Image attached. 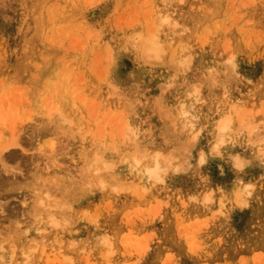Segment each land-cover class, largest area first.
Instances as JSON below:
<instances>
[{"label":"rangeland","instance_id":"374dc122","mask_svg":"<svg viewBox=\"0 0 264 264\" xmlns=\"http://www.w3.org/2000/svg\"><path fill=\"white\" fill-rule=\"evenodd\" d=\"M13 138L0 264H264V0H0Z\"/></svg>","mask_w":264,"mask_h":264},{"label":"bare ground","instance_id":"6f19581e","mask_svg":"<svg viewBox=\"0 0 264 264\" xmlns=\"http://www.w3.org/2000/svg\"><path fill=\"white\" fill-rule=\"evenodd\" d=\"M65 120V119H64ZM67 120V119H66ZM101 127V126H100ZM99 127V128H100ZM126 128H128V127H126ZM59 130V129H58ZM223 131H225V128H223ZM38 132V131H37ZM102 133V132H101ZM39 134H40V132H39ZM38 134V135H39ZM101 136V135H100ZM124 139V138H123ZM121 141L123 142V140L121 139ZM129 142V141H128ZM3 146V145H2ZM19 146V141L17 140V139H12L10 142H8L7 144H5L4 145V147L2 148H0V153H2V150L4 151V150H6V149H8V148H10V147H18ZM101 146V145H100ZM99 146V147H100ZM137 149V148H136ZM96 150V149H95ZM1 156V155H0ZM124 156V155H123ZM46 157V156H45ZM127 156H125V158H126ZM100 158V157H99ZM160 158V157H159ZM5 159V158H4ZM142 159V158H141ZM48 160H50V159H48ZM102 160V159H101ZM127 160V159H126ZM142 160H144V159H142ZM3 161L4 160H2V156L0 157V163L2 164V166H3ZM3 167H6V165L5 166H3ZM136 168V167H135ZM5 169V168H4ZM151 170V169H150ZM154 170V169H153ZM160 170V169H159ZM5 171V170H4ZM7 172V171H6ZM11 173V172H10ZM152 173V172H151ZM157 173V172H156ZM10 175V174H9ZM8 175V176H9ZM98 175V174H97ZM156 175H158V174H156ZM98 177V176H97ZM12 178V177H11ZM55 178V177H54ZM53 178V179H54ZM89 179V178H88ZM96 179V178H95ZM12 181H13V178H12ZM82 181V180H81ZM83 181H85V180H83ZM86 181H87V179H86ZM103 182V181H102ZM1 183H3V181L1 182ZM10 184V182L8 183V185ZM11 184H13V182L11 183ZM104 184V183H103ZM114 184V183H113ZM129 186V185H128ZM111 187H113L112 185H111ZM115 187V186H114ZM0 188H2V187H0ZM14 188V187H13ZM17 188V187H16ZM64 188V187H63ZM4 189V188H3ZM12 189V188H11ZM18 189V188H17ZM2 190V189H1ZM111 190H113V189H111ZM15 192V191H14ZM13 192V193H14ZM17 192V191H16ZM3 193H5L4 191H3ZM9 193H10V191H9ZM46 193H47V191H46ZM7 194H8V192H7ZM60 194V193H59ZM246 194H248V193H246ZM0 195H1V193H0ZM3 195V194H2ZM8 196V195H7ZM39 197V196H38ZM64 198V197H63ZM43 202V201H42ZM54 202V201H53ZM60 202V201H59ZM52 203V202H51ZM60 204V203H59ZM64 204V203H63ZM2 207V206H1ZM53 206H49L48 207V215L49 216H47V217H49L48 219L50 220L49 221V223L52 225V224H54V225H58L59 223L56 221V220H54L55 218H54V212H55V208H53ZM63 208V207H62ZM59 209V208H58ZM57 210V209H56ZM46 212V213H47ZM38 218V217H37ZM71 225V224H70ZM57 229H58V227H57ZM103 240V239H102ZM57 241V240H56ZM31 245V244H30ZM74 245V244H73ZM104 245H107V244H105L104 243ZM32 248V247H31ZM2 249V248H1ZM30 251V250H29ZM80 252V251H79ZM29 254V252L28 253H25L24 255H25V259L27 260V259H29V258H31L30 256L31 255H28ZM11 256V255H10ZM69 259V258H68ZM30 261V260H29ZM26 263V262H25ZM28 263V262H27Z\"/></svg>","mask_w":264,"mask_h":264}]
</instances>
